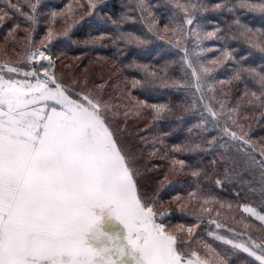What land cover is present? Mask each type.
<instances>
[{
	"label": "snow or ice",
	"instance_id": "snow-or-ice-1",
	"mask_svg": "<svg viewBox=\"0 0 264 264\" xmlns=\"http://www.w3.org/2000/svg\"><path fill=\"white\" fill-rule=\"evenodd\" d=\"M0 2V22L12 19L9 35L17 34L11 41L15 58L7 51L0 58V264H264V137L255 142L245 123L249 110H259L264 120V0H164L163 12L159 0L122 4L108 38L129 47L157 38L174 59L161 67L129 62L139 78L114 98H106L103 82L89 87L87 78L66 80L57 71L51 45L70 40L75 23L56 31L60 14L46 13L44 0ZM85 6V15L99 17L106 0ZM210 8L232 16L226 34L216 22L204 30ZM42 19L45 34L37 40ZM17 20L25 26L23 36ZM137 20L140 34L123 27ZM18 38L24 42L17 44ZM209 38L222 41L217 67L233 65L228 84L243 85L235 95L224 91L223 81L216 87L217 69L203 55ZM230 41L246 46L244 57ZM173 71L179 79L169 75ZM157 84L183 94L184 110H196V128L207 139L172 144L162 157L169 161L166 170L160 175L157 165L150 177L128 125L145 114L160 121L173 112L171 101L150 103L131 94ZM169 135L162 131L152 139L164 146ZM135 138L145 139L139 132ZM217 152L206 162L183 158ZM151 155L159 152L154 148ZM257 170L260 199L254 206L248 193L257 190L246 177ZM181 176L186 179H172ZM209 178L212 187L203 182ZM178 184L188 190L165 205L163 197ZM225 184L234 186L235 207L216 194ZM173 207L188 219L168 223ZM225 208L235 213L232 226L220 219ZM205 223L218 231L204 229ZM202 231L220 243L201 239Z\"/></svg>",
	"mask_w": 264,
	"mask_h": 264
},
{
	"label": "trees",
	"instance_id": "trees-1",
	"mask_svg": "<svg viewBox=\"0 0 264 264\" xmlns=\"http://www.w3.org/2000/svg\"><path fill=\"white\" fill-rule=\"evenodd\" d=\"M131 0H112L109 4H107L103 10L100 12V16L96 17L93 16L87 19L78 29L74 31V34L71 36L70 40H61L57 41L52 45V52L56 55L63 53L65 51H72L74 48L75 42L82 45L79 49L82 52L87 54H99L102 56L107 57L112 62L116 63V71H122L123 75L133 77L136 76L139 78L138 73L135 69L128 68L127 65L129 62L135 60L137 63H147L151 64L154 67H161L166 62H169L174 59L173 51L167 47L166 44L162 43L157 38L147 37V42L142 45L132 46L129 47L127 45L117 46L113 43V41L108 38L109 34L114 33L115 29L112 25L111 18L122 11V4L130 3ZM152 2H156V0H152ZM161 7H159L158 11L163 12V4L159 1ZM253 17L256 20L255 26H261L259 20V14L254 13ZM100 19V20H99ZM216 22V21H213ZM126 30L135 31L137 34H140L143 31L142 23L137 20L136 22H126L123 26ZM43 29L41 30V32ZM101 33H104V36H101ZM232 43L233 48H237L238 51L235 53L237 57H244L245 56V48L246 46L243 44L237 45L234 42ZM121 48H123V53H121ZM55 52H54V50ZM216 53L214 54V56ZM256 64H260L261 61L258 56L254 57ZM59 60V58H58ZM251 62V59L249 60ZM118 65V66H117ZM232 63L226 62L223 65V68L219 70L214 77L217 79H227L230 78V71L233 70ZM169 75L176 79L179 77L176 75L175 71L170 72ZM117 80V79H116ZM114 79V81H116ZM226 89V86L224 90ZM243 85H238L235 82L229 84L228 90L229 94L235 95L238 92L242 91ZM131 91V90H130ZM135 96H138L141 99H146L150 103H166L171 101L174 106V113L172 115L168 114L166 118H162L160 121H153L148 114H145L139 120H132L128 128L132 131L139 132L144 136V141L141 142L135 136L132 137L133 145L136 143L138 144L139 148L142 147L144 150V154H141L143 157V169L149 172V176L156 175L155 172L152 170L155 166L159 165L160 169L162 170L160 175L163 174V170H166L168 165V160L163 159L164 153L171 152V145L174 143H183L187 140H194V141H202L207 139V134L203 132L202 129L196 128L198 124V116L196 114V110L188 109L187 111L184 110V96L182 93H178L176 90L172 88H168L165 84H157L153 86V88L149 92H141L139 90L132 92ZM249 115H252V111L249 110ZM264 125V120L259 119L258 121ZM138 125V127H137ZM170 132L171 135L165 137V145L162 146L159 143L153 141V136H159L161 132ZM264 130L259 132L258 136H263ZM264 137V136H263ZM206 147V145H202ZM158 151L159 155H151L153 150ZM219 153H200L199 155L188 153L183 158H187L190 162H195L196 160L200 159L203 161H207L211 159L213 155H218ZM142 168V167H141ZM172 179L183 181L186 177H172ZM246 179L252 181L250 187L252 189H256L257 191H253L248 193L249 202L253 203L255 206L256 203L260 199L259 194V187H260V176L259 171L257 170L254 173L249 174ZM209 187H212V178H209L207 181H203ZM233 185L225 184L223 191H217L216 194L220 195L225 201H233V206L235 207V199L232 195L233 192ZM187 185H175V191L169 192L166 194L163 199L165 205L171 203L170 196L175 195L177 192L184 193L187 191ZM244 194L242 193V196ZM226 215H234V212H228L227 209L221 210ZM239 216H237V219ZM188 219V216L181 215L177 212L175 207H173V214L168 217L167 222L171 225H176L182 220ZM203 228L207 230L206 224L203 225ZM201 238L206 239L209 241V237H207L204 232H201ZM246 254H241L243 257Z\"/></svg>",
	"mask_w": 264,
	"mask_h": 264
},
{
	"label": "rangeland",
	"instance_id": "rangeland-1",
	"mask_svg": "<svg viewBox=\"0 0 264 264\" xmlns=\"http://www.w3.org/2000/svg\"><path fill=\"white\" fill-rule=\"evenodd\" d=\"M111 1L112 0H106V5L109 4ZM159 1L162 2V0H159ZM12 2H16V0H12ZM216 2H218V0H209V5L216 3ZM44 3L47 5V7L44 9L46 13L50 14L52 11H55L60 14V16L58 17L57 23L54 25L56 31H62L66 26L72 25L73 23H75L76 25L74 28V31H75L87 19L90 18L87 15H85V13L88 11L86 6L81 7V5H86L87 0H44ZM69 6H71V9H72L71 14H68ZM3 7H4L3 3L0 2V8H3ZM82 16L84 17L83 19H81ZM207 20L210 23H206L204 25L205 31H211L213 27V23L211 22L216 21V23H218V25L222 29L225 30L224 32L220 33L221 35H224L226 34L227 23L231 22L232 16L226 13L221 15V14L212 12L210 8L209 13L207 14ZM15 22H18L21 24L19 31H20L21 36H23L25 32V26L23 24V21L17 20ZM13 23L14 21L9 18H6L2 22H0V58L3 57L5 51H7L11 57L15 58V52L13 51L14 45L12 44L11 41H12V38L16 36L17 34L13 32L11 35H9V29L12 28ZM44 28H45V22L42 19L41 25H40V31L37 34V40H39V38L45 34ZM42 29L43 31L41 32ZM23 42H24L23 39H20V38L16 40L17 44H22ZM73 44L75 46L72 49V51H65L63 53H60L59 55H56L55 53H53L57 60V65H56L57 71L64 73L66 80H68L69 78H76L79 80H83L87 78L89 87H94L96 83L103 82L105 85L104 94L106 98H114L116 96H119L121 90H125L126 94L127 92L131 90L130 84H131V80L133 77H129V76L126 77V75L122 74V71H119V70L116 71V68H115L116 63L112 62L107 57L99 55V54H87L85 52L83 53L82 50L79 49L82 45H79V43L77 42ZM221 44H222V41L213 40L212 38H209L208 40L203 42V47L207 49V51L203 54L204 57L206 58L207 66L217 69L213 73V76L219 70H221L224 65L222 64L217 67V61H216L217 57H220V59H223V57L220 56V52L218 51V48ZM229 44L232 47L231 41L229 42ZM52 45H51V50H52ZM215 53L216 55L214 56ZM229 73L231 77L233 70H231ZM114 79L115 80L117 79V80L114 81ZM214 79L216 81L217 88L221 87L220 81H223L224 88L226 86V89L224 91L229 93V90H228L229 84H228L227 79L225 78L217 79L216 77H214ZM126 84L129 85L128 89H125ZM168 88H171V87H168ZM131 94L135 96L132 92ZM173 113L174 111L170 113V115H172ZM254 116L256 118H253ZM258 120H259V110H257L255 113L252 112V115L248 114V118L245 121L246 125L251 124L253 139L257 143H259L260 138L264 136V133H263V136L257 135L259 132L264 130V125L259 122H256ZM128 130L130 133H132V137L135 136V133H137V132L134 133V131H132L130 128H128ZM132 137H131V140H132ZM134 147L138 155L144 154V150L142 149V147L139 148L136 141H135ZM143 162L144 160L141 159L140 166L142 167V169H143ZM232 218H233V215L229 216L221 211L220 219L222 222H227L229 226H232V223H233ZM205 224L207 226L208 231H218L217 229H215L214 225H209L208 223H205ZM221 234H223V232H221ZM209 239L210 240L207 241L209 243H214V244L220 243L218 241H214V239L211 237H209Z\"/></svg>",
	"mask_w": 264,
	"mask_h": 264
}]
</instances>
